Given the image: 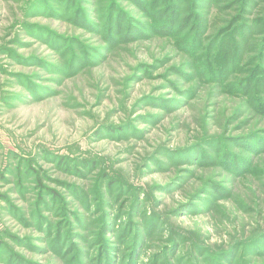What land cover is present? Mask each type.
Returning a JSON list of instances; mask_svg holds the SVG:
<instances>
[{
  "label": "rangeland",
  "instance_id": "obj_1",
  "mask_svg": "<svg viewBox=\"0 0 264 264\" xmlns=\"http://www.w3.org/2000/svg\"><path fill=\"white\" fill-rule=\"evenodd\" d=\"M0 264H264V0H0Z\"/></svg>",
  "mask_w": 264,
  "mask_h": 264
}]
</instances>
